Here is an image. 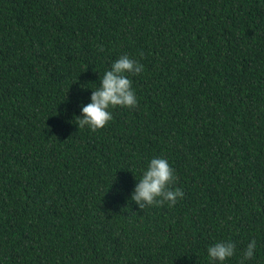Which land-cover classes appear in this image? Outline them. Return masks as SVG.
I'll return each mask as SVG.
<instances>
[{"label":"trees","instance_id":"16d2710c","mask_svg":"<svg viewBox=\"0 0 264 264\" xmlns=\"http://www.w3.org/2000/svg\"><path fill=\"white\" fill-rule=\"evenodd\" d=\"M0 264H264V0H0Z\"/></svg>","mask_w":264,"mask_h":264}]
</instances>
